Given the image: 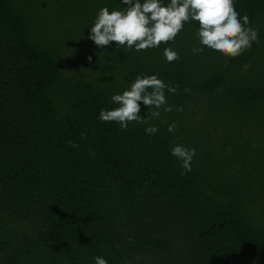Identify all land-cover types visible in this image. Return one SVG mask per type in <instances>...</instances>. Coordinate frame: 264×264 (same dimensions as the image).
<instances>
[{
    "label": "trees",
    "instance_id": "obj_1",
    "mask_svg": "<svg viewBox=\"0 0 264 264\" xmlns=\"http://www.w3.org/2000/svg\"><path fill=\"white\" fill-rule=\"evenodd\" d=\"M105 6L127 7L0 0V264H264V0H235L259 41L237 57L195 20L157 48L102 49L88 37ZM152 74L178 85L157 133L99 119ZM174 144L195 148L190 172Z\"/></svg>",
    "mask_w": 264,
    "mask_h": 264
},
{
    "label": "clouds",
    "instance_id": "obj_2",
    "mask_svg": "<svg viewBox=\"0 0 264 264\" xmlns=\"http://www.w3.org/2000/svg\"><path fill=\"white\" fill-rule=\"evenodd\" d=\"M121 4L127 7L112 11L107 6L101 8L91 27L88 39L102 49L112 42L117 48L126 47L137 52L157 48L161 43L174 42L185 23L192 20L199 22L197 36L200 43L225 56L237 57L250 49L254 42H259L258 32L250 26L249 17L244 15L241 21L235 0H170L167 6L161 0H144L143 3L140 0H121ZM203 50V47H194L192 51L200 54ZM164 56L169 63L180 59L178 51L171 47L165 48ZM88 59L91 61L92 57ZM177 91L178 85L166 84L158 74L138 75L130 89L112 96V103L118 107L101 110L99 119L118 122L123 130H127L130 122L149 125L145 132L155 134L159 128L150 121L160 117L161 108L165 112L173 110V106L168 105L166 92L175 94ZM141 103L150 110L148 116L141 115ZM176 110L183 111V107ZM177 128L173 121L167 130L174 134ZM84 138L86 134L82 133L81 139ZM69 143L78 147L72 141ZM171 154L181 161L184 173L192 170L195 148L174 144ZM90 155L94 153L90 151ZM95 264H108V261L97 256Z\"/></svg>",
    "mask_w": 264,
    "mask_h": 264
},
{
    "label": "rangeland",
    "instance_id": "obj_3",
    "mask_svg": "<svg viewBox=\"0 0 264 264\" xmlns=\"http://www.w3.org/2000/svg\"><path fill=\"white\" fill-rule=\"evenodd\" d=\"M145 254H147V255H151L152 253L151 252H149V251H147V252H144Z\"/></svg>",
    "mask_w": 264,
    "mask_h": 264
}]
</instances>
